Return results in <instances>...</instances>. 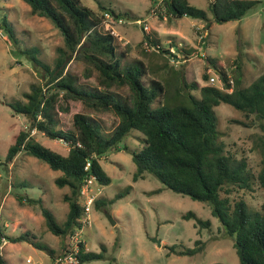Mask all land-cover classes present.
<instances>
[{"label":"rangeland","instance_id":"374dc122","mask_svg":"<svg viewBox=\"0 0 264 264\" xmlns=\"http://www.w3.org/2000/svg\"><path fill=\"white\" fill-rule=\"evenodd\" d=\"M161 1L80 0V3L98 15L102 14L101 6L120 15L107 18L104 14L100 28L115 35L117 51L125 61L139 59L145 64L146 84L151 78L163 83L164 103L177 100V93L179 98L187 92L199 96L198 89L183 87L182 78L189 85L196 82L202 86L207 83L202 78L206 72L208 77H217L216 85L220 86L216 70H223L229 79L239 78L245 86L264 74V0H259L240 20L222 24L213 21L208 0H188L206 11L207 19L174 18ZM3 16L13 26L17 38L11 51L0 29V211L8 223L4 232L13 237L26 235L54 251L50 256L27 240L10 241L5 248L9 255L5 253V256L12 264H54L52 259L60 255L68 239L47 229L40 205L51 211L58 223L65 221L68 203L63 197L69 189L54 183L62 173L24 151L12 162H6L5 155L18 132L28 128L26 119L15 114L8 103L23 99L31 84L45 83L44 70L35 69L29 56L21 51L36 49V58L52 68L58 57L57 48L64 47V41L52 23L32 14L23 0L0 1V22ZM144 35L148 41L143 42ZM85 67L78 59L66 64L81 84L96 85V73L86 78ZM115 90L123 95L129 93L126 88ZM65 106L67 112L61 108ZM214 109L218 117V139L224 143L226 153L246 159L256 177L261 167V155L255 148L260 129L256 124L251 127L241 124L254 119L253 115L248 119L225 103ZM56 111L59 126L65 131H74L72 118L77 112L91 115L105 132H110L118 123L113 113L87 109L79 100H59ZM31 135L60 154L68 152V144L61 139L51 140L36 130ZM143 138L140 131L132 130L118 150H109L100 157L101 167L111 180L107 185H98L100 193L95 200H100V204L91 205L90 225L82 227L79 234L86 251L102 253L103 257L84 264H239L233 240L224 234L218 218L206 203L171 191L151 173L133 180L136 167L131 151L142 147ZM229 199L231 202L243 199L250 211H258L264 203V191L254 179L250 190L234 188ZM188 212L198 219L209 220L210 225L201 227L195 218H183ZM200 243V251L192 255L178 254Z\"/></svg>","mask_w":264,"mask_h":264},{"label":"trees","instance_id":"16d2710c","mask_svg":"<svg viewBox=\"0 0 264 264\" xmlns=\"http://www.w3.org/2000/svg\"><path fill=\"white\" fill-rule=\"evenodd\" d=\"M23 1L30 6L32 14L48 19L64 41V47L57 48L58 57L52 68L36 58V49L21 51L29 56L35 69L44 70L45 83L31 84L23 99L8 103L15 114L26 119L28 128L19 131L8 147L6 162H12L19 152L24 151L47 163L52 170L60 171L62 175L56 177L54 183L59 188L69 189L63 197L68 203L63 223H58L53 213L40 205L47 229L68 239L72 232L81 228L78 219L82 215V206L78 194L86 174L85 164L89 162V173L100 185L109 184L111 179L101 167L100 157L109 150H118L123 138L132 130H138L144 138L141 139L142 147L131 151L136 167L133 180L151 173L171 191L206 203L218 218L224 234L233 240L239 264H264V203L261 210L250 211L243 199L234 202L229 199L234 188L250 190L254 179L264 191V74L245 86L236 77L231 84L223 70H216L222 87L199 86L196 82L189 85L182 78L183 87L198 89L199 96L187 92L179 98L177 93V100L164 103L163 83L151 78L146 84L145 64L139 59L125 61L123 54L117 51L115 35L100 28L105 13L120 17L119 14L101 6L102 14L98 15L83 6L80 0ZM161 2L174 18L207 19L206 11L191 5L188 0ZM258 3L259 0H208L207 8L213 21L222 24L240 20ZM0 29L12 51L17 38L5 16L1 19ZM146 40L148 36L144 35L143 42ZM71 59L86 64L83 71L86 78L96 73V85L79 82L66 68ZM202 78L206 80L208 74L204 72ZM119 88H126L129 93L123 95L115 90ZM59 100H79L87 109L111 112L118 117V123L110 132H105L98 120L87 113L77 112L72 118L74 131H65L57 120L56 104ZM221 103L242 112L248 119L253 115L254 119L241 121V124L246 127L256 124L260 129L255 148L261 155V167L256 177L249 170L246 159L227 154L224 143L218 139V117L214 108ZM61 108L68 111L66 106ZM32 130L51 140H63L69 146L67 154L39 143L31 135ZM123 147L127 150L126 145ZM93 204L98 206L100 200ZM183 218H195L201 227L210 225L209 220L198 219L192 212L185 213ZM7 238L13 242L27 240L50 256L54 252L26 235H7ZM83 246L80 245L77 254L78 264L103 257L102 253L86 251ZM201 248L202 244L178 254L192 255ZM0 264H6L3 257H0Z\"/></svg>","mask_w":264,"mask_h":264},{"label":"built area","instance_id":"2783aa9c","mask_svg":"<svg viewBox=\"0 0 264 264\" xmlns=\"http://www.w3.org/2000/svg\"><path fill=\"white\" fill-rule=\"evenodd\" d=\"M105 16L107 18L113 17L110 13H105ZM120 20V19H119ZM139 22V21H138ZM144 29H147L144 25ZM221 82V80H219ZM230 83L233 84V81L229 79ZM216 82H218V78L215 76H209L207 78L206 85L211 86H218L222 87L221 85H216ZM84 171L86 172L84 178L82 179L80 189H79V203L82 206V215L78 219V222H80L81 228H77L74 232H72L68 240L65 244V248L62 251L60 255H58L54 260V264H78V251L80 249V245H83V240L81 239V235L79 234L82 227L89 226L90 225V218H89V212L91 205H93L94 200L99 194V187L100 185L98 181L96 180L95 176L89 173V162H87L84 166ZM99 192V193H98ZM8 226V223L5 222L2 218V214L0 211V257H3L4 249L9 242L7 235L4 232V228ZM28 261V260H27Z\"/></svg>","mask_w":264,"mask_h":264},{"label":"crops","instance_id":"0c3cea01","mask_svg":"<svg viewBox=\"0 0 264 264\" xmlns=\"http://www.w3.org/2000/svg\"><path fill=\"white\" fill-rule=\"evenodd\" d=\"M9 242H10V241H9ZM5 248H6V247H5ZM5 253H6V251H5V249H4L3 258H4L5 262H6V264H12V262H11V261H8V259L6 258ZM6 255H7V256L9 255V252H8V251H7ZM27 260H29V259H27ZM52 260H54V258H53Z\"/></svg>","mask_w":264,"mask_h":264},{"label":"water","instance_id":"95a60500","mask_svg":"<svg viewBox=\"0 0 264 264\" xmlns=\"http://www.w3.org/2000/svg\"><path fill=\"white\" fill-rule=\"evenodd\" d=\"M106 217L108 218V220L110 221L111 224H114L115 223V221L112 219V217L110 216V214L107 213V212H106Z\"/></svg>","mask_w":264,"mask_h":264}]
</instances>
